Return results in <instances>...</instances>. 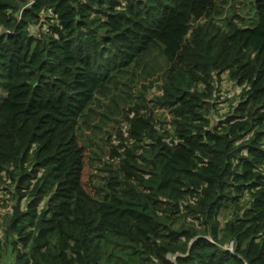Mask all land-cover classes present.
Masks as SVG:
<instances>
[{
	"label": "trees",
	"instance_id": "trees-1",
	"mask_svg": "<svg viewBox=\"0 0 264 264\" xmlns=\"http://www.w3.org/2000/svg\"><path fill=\"white\" fill-rule=\"evenodd\" d=\"M221 2L0 0L8 264H264V0H248V26L215 24ZM223 75L242 90L216 124ZM124 78L128 98L161 80L154 102L174 134L137 103L139 146L114 151L125 158L97 197L83 184L82 125Z\"/></svg>",
	"mask_w": 264,
	"mask_h": 264
},
{
	"label": "rangeland",
	"instance_id": "rangeland-1",
	"mask_svg": "<svg viewBox=\"0 0 264 264\" xmlns=\"http://www.w3.org/2000/svg\"><path fill=\"white\" fill-rule=\"evenodd\" d=\"M254 18V11L248 0H222L219 3V9L214 15V22L217 25H222L225 20L233 19L241 25H250L249 21ZM242 21H245L244 23ZM40 26L36 27V32ZM1 32V31H0ZM125 78L120 80L119 84L108 90L107 95H98L92 105V110L89 112L86 125H82L80 142L85 150V167L83 172V184L91 195L99 197L98 193L106 187L111 177L117 175V170L120 169L119 163L125 157L112 158L114 151L120 153L124 151L125 146L137 147L138 143L131 138L129 129L130 123L128 115L132 118L134 112L132 108L136 104L144 105L142 115L147 112L151 114L154 120L161 127L166 129L171 136L174 134L175 124L174 116L166 108H160L154 102L156 95L161 92V80L146 81V88L143 85L132 91L128 98L124 91H130L129 87L124 85ZM216 100L217 107L212 109L210 119L216 123H220V119L225 118V115L237 105L242 88L235 82L228 79L227 75H223L221 80L216 84ZM202 88V85L198 86ZM139 90L145 94V101L138 100ZM0 95L4 94L0 91ZM141 108V107H140ZM158 119V120H157ZM224 120V119H223ZM222 121V120H221ZM169 141V140H168ZM144 144L136 151V155L144 156ZM140 163L138 158H135L134 163ZM25 199H22L24 205ZM11 190L6 186L0 188V264H8L12 261L10 256V248L5 240V219L6 213L12 211V206L15 204ZM228 212L223 213L225 219ZM226 247L230 248L231 243Z\"/></svg>",
	"mask_w": 264,
	"mask_h": 264
},
{
	"label": "built area",
	"instance_id": "built-area-1",
	"mask_svg": "<svg viewBox=\"0 0 264 264\" xmlns=\"http://www.w3.org/2000/svg\"><path fill=\"white\" fill-rule=\"evenodd\" d=\"M230 250H233V242H231Z\"/></svg>",
	"mask_w": 264,
	"mask_h": 264
},
{
	"label": "water",
	"instance_id": "water-1",
	"mask_svg": "<svg viewBox=\"0 0 264 264\" xmlns=\"http://www.w3.org/2000/svg\"><path fill=\"white\" fill-rule=\"evenodd\" d=\"M227 250H229L230 248L226 247Z\"/></svg>",
	"mask_w": 264,
	"mask_h": 264
}]
</instances>
